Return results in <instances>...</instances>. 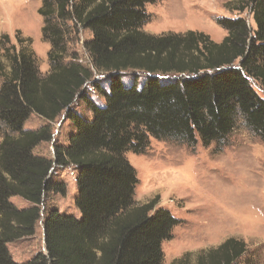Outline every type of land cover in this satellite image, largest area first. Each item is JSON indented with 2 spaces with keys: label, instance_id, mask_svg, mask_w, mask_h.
Returning <instances> with one entry per match:
<instances>
[{
  "label": "trees",
  "instance_id": "1",
  "mask_svg": "<svg viewBox=\"0 0 264 264\" xmlns=\"http://www.w3.org/2000/svg\"><path fill=\"white\" fill-rule=\"evenodd\" d=\"M156 1L40 0L41 35L51 46L45 74L30 39L18 46L0 39V264H163L161 245L181 220L155 210L157 198L134 205L138 179L125 154H143L151 138L223 149L239 124L264 143V97L252 84L264 95V0H230L227 8L238 14L216 20L226 31L220 43L197 31L144 32L146 5ZM78 29L91 34L87 66L67 47ZM126 73H133L129 86ZM88 85L102 105L91 102ZM77 101L88 118L73 110ZM32 116L40 126L25 128ZM62 116L72 125L65 143L53 146L52 158L36 155ZM69 166L77 170L79 216L56 208L42 216L44 197L65 192L54 169ZM12 197L28 206L18 208ZM41 216L45 251L13 261L8 245L32 237ZM246 253L231 237L199 252L194 264H257L242 262ZM190 255L174 263L190 264Z\"/></svg>",
  "mask_w": 264,
  "mask_h": 264
},
{
  "label": "rangeland",
  "instance_id": "2",
  "mask_svg": "<svg viewBox=\"0 0 264 264\" xmlns=\"http://www.w3.org/2000/svg\"><path fill=\"white\" fill-rule=\"evenodd\" d=\"M230 0H158L146 5L149 15L143 31L159 35L167 32H202L216 43L226 36L216 20L232 18L237 12L227 6ZM40 0H0V39L5 35L10 44L18 46V39H30L38 69L42 74L49 71L48 53L50 44L42 38L43 18L38 14ZM241 16L253 25L251 16ZM91 34L78 29L68 35V51L75 53L78 61L88 65L84 42ZM2 56L0 50V58ZM3 58V57H2ZM133 74V73H132ZM131 73L123 75V83H132ZM100 76L101 88L107 89V80ZM139 77L137 85L143 83ZM255 91L264 97L258 85ZM91 102L102 105L103 99L88 85L85 89ZM73 110L82 117H89L85 104L77 101ZM41 121L31 117L25 128L36 129ZM53 141L42 143L36 155L52 158L54 145L65 143L72 125L62 116L54 124ZM126 159L136 171L133 201L143 205L157 198L155 210L166 209L181 220L173 230L172 238L162 243L163 264L174 261L185 253L190 264L197 254L216 248L227 238L242 240L247 246L246 259L264 264V143L239 124L229 138V145L217 149L214 144L205 147L197 143L190 148L174 141H158L153 138L143 154L127 152ZM77 170L72 167L55 168L53 180L65 184L64 194H47L41 205L42 216L56 208L60 213L79 216L75 208ZM18 208L28 203L12 197ZM42 216L35 226V234L8 245L13 261L25 262L36 253L44 252Z\"/></svg>",
  "mask_w": 264,
  "mask_h": 264
}]
</instances>
